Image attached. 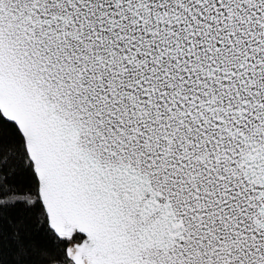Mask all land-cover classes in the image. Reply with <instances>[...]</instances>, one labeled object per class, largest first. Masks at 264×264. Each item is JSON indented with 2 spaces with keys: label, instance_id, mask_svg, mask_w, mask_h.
I'll use <instances>...</instances> for the list:
<instances>
[{
  "label": "snow or ice",
  "instance_id": "obj_1",
  "mask_svg": "<svg viewBox=\"0 0 264 264\" xmlns=\"http://www.w3.org/2000/svg\"><path fill=\"white\" fill-rule=\"evenodd\" d=\"M0 264H264V0H0Z\"/></svg>",
  "mask_w": 264,
  "mask_h": 264
},
{
  "label": "trees",
  "instance_id": "obj_2",
  "mask_svg": "<svg viewBox=\"0 0 264 264\" xmlns=\"http://www.w3.org/2000/svg\"><path fill=\"white\" fill-rule=\"evenodd\" d=\"M20 209H18V208H9V209H7L6 210V212H7V214L8 215H18L19 213H20ZM6 252H7V250H5ZM5 261H8L9 259H10V257H8L7 255H5Z\"/></svg>",
  "mask_w": 264,
  "mask_h": 264
}]
</instances>
